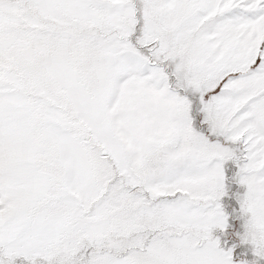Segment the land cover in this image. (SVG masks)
I'll return each mask as SVG.
<instances>
[{
	"label": "rangeland",
	"instance_id": "1",
	"mask_svg": "<svg viewBox=\"0 0 264 264\" xmlns=\"http://www.w3.org/2000/svg\"><path fill=\"white\" fill-rule=\"evenodd\" d=\"M0 264H264V0H0Z\"/></svg>",
	"mask_w": 264,
	"mask_h": 264
}]
</instances>
